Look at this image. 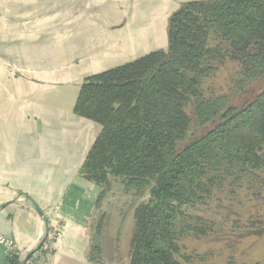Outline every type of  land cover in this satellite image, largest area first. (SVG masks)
Wrapping results in <instances>:
<instances>
[{"label": "trees", "instance_id": "16d2710c", "mask_svg": "<svg viewBox=\"0 0 264 264\" xmlns=\"http://www.w3.org/2000/svg\"><path fill=\"white\" fill-rule=\"evenodd\" d=\"M166 35L165 50L85 80L74 106L76 116L100 127L80 169L101 190L98 211L104 202L111 206L114 186L130 203L147 192L134 210L129 264L187 260L179 247L184 234L205 237L212 223H188L184 207L207 206L215 190L227 187L249 204L264 201V89L239 108L230 105L264 77V0L184 3L169 17ZM227 61L237 65L229 93L197 98L200 84ZM189 105L197 127L210 126L194 140ZM107 213L95 220L90 264H104ZM245 227L252 238L264 232L255 231L257 222Z\"/></svg>", "mask_w": 264, "mask_h": 264}, {"label": "crops", "instance_id": "0c3cea01", "mask_svg": "<svg viewBox=\"0 0 264 264\" xmlns=\"http://www.w3.org/2000/svg\"><path fill=\"white\" fill-rule=\"evenodd\" d=\"M192 1L205 0H0V237L18 264L62 219L54 264H90L101 190L80 169L100 127L74 114L80 87L165 50L169 17ZM14 256L0 245V264Z\"/></svg>", "mask_w": 264, "mask_h": 264}, {"label": "rangeland", "instance_id": "374dc122", "mask_svg": "<svg viewBox=\"0 0 264 264\" xmlns=\"http://www.w3.org/2000/svg\"><path fill=\"white\" fill-rule=\"evenodd\" d=\"M236 70L235 63L225 62L216 77L200 84L196 97L204 99L229 93L228 85ZM263 89L264 77L250 83L244 94L234 96L230 105L239 108L251 102ZM185 113L192 121L189 140L203 136L210 126L197 127L190 105L186 108ZM261 156L264 159V148ZM112 192L108 197L111 206L108 208L104 202L102 210L96 213L90 227H88L89 222L86 226L90 231V237L98 215L108 212L109 222L107 236L103 244V263L129 264L130 242L134 230V210L144 204L148 200V196L146 192L130 203L129 198L121 196L117 187L114 186ZM213 194L214 201L212 203L209 201L207 206L189 205L184 207L183 212L187 216L188 223H192L191 217H198L209 220L212 226L211 230H206L205 237H198L192 232L185 233L179 247L180 254L187 260L176 257L177 260L182 264H264V232L260 236L252 238V231H248L245 227L248 223L257 222L258 227L255 231H264V201L246 203L240 194H238L239 196L231 195L227 187L215 190ZM63 222L62 219L53 223L60 226L64 233ZM234 223H239L240 227L236 228Z\"/></svg>", "mask_w": 264, "mask_h": 264}, {"label": "built area", "instance_id": "2783aa9c", "mask_svg": "<svg viewBox=\"0 0 264 264\" xmlns=\"http://www.w3.org/2000/svg\"><path fill=\"white\" fill-rule=\"evenodd\" d=\"M63 229L53 222L48 224V228L38 241V247L22 264H54L57 244L61 239ZM0 245L8 251H13L18 256L16 245L14 242L0 237Z\"/></svg>", "mask_w": 264, "mask_h": 264}, {"label": "water", "instance_id": "95a60500", "mask_svg": "<svg viewBox=\"0 0 264 264\" xmlns=\"http://www.w3.org/2000/svg\"><path fill=\"white\" fill-rule=\"evenodd\" d=\"M40 216L43 217L42 213H40Z\"/></svg>", "mask_w": 264, "mask_h": 264}, {"label": "bare ground", "instance_id": "6f19581e", "mask_svg": "<svg viewBox=\"0 0 264 264\" xmlns=\"http://www.w3.org/2000/svg\"><path fill=\"white\" fill-rule=\"evenodd\" d=\"M161 29V28H160Z\"/></svg>", "mask_w": 264, "mask_h": 264}]
</instances>
